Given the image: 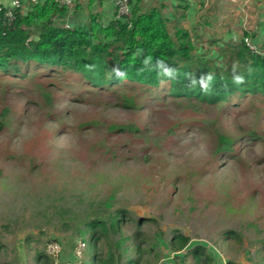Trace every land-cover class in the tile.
<instances>
[{
  "label": "rangeland",
  "instance_id": "1",
  "mask_svg": "<svg viewBox=\"0 0 264 264\" xmlns=\"http://www.w3.org/2000/svg\"><path fill=\"white\" fill-rule=\"evenodd\" d=\"M37 72H0V264H37L50 239L71 251L88 220L119 209L150 219L141 231L164 243L163 259L166 237L179 231L205 243L217 264H264L263 104L161 97L124 108L119 96ZM219 137L231 140L232 155L218 152ZM28 142L39 168L16 158ZM87 251L82 262L91 259Z\"/></svg>",
  "mask_w": 264,
  "mask_h": 264
},
{
  "label": "trees",
  "instance_id": "2",
  "mask_svg": "<svg viewBox=\"0 0 264 264\" xmlns=\"http://www.w3.org/2000/svg\"><path fill=\"white\" fill-rule=\"evenodd\" d=\"M26 1L27 8L22 7L10 25L0 22L2 76H23L30 70L40 75L65 74L81 84V92L92 90L121 97L124 108H132L137 99L151 103L163 101L161 97L173 99L175 104L239 107L251 100L264 106V56L250 53L241 37L224 41L213 35L203 41L199 32L190 33L175 19L168 20L158 7L141 13L134 7L128 23L114 20L102 26L92 17L87 23L78 21L65 27L55 22L64 6L53 0L23 3ZM179 9L177 14L184 20L185 7ZM71 84L67 80L64 86ZM40 94L49 102L48 93L42 90ZM30 144L26 143L16 158L24 160L29 168H39L42 160L32 159L35 150L28 148ZM231 146L230 139L219 137L220 154L232 155ZM149 220L133 219L125 209L88 220L75 239L85 244L91 258L82 264H142V256L157 263L161 259L158 264H217L205 243L191 244L189 237L179 231L166 237V246H162L170 255L163 259L159 246L164 243L141 231ZM129 222L135 228L130 235H123L121 230ZM224 235L235 236L232 231ZM76 242L71 251L61 246L57 257L60 263L74 261V257L67 262L62 258L65 253L73 256ZM50 243L57 241L50 239L42 246L37 264L54 263L56 258L46 253ZM100 244L104 252L99 251Z\"/></svg>",
  "mask_w": 264,
  "mask_h": 264
},
{
  "label": "crops",
  "instance_id": "3",
  "mask_svg": "<svg viewBox=\"0 0 264 264\" xmlns=\"http://www.w3.org/2000/svg\"><path fill=\"white\" fill-rule=\"evenodd\" d=\"M11 1L0 0V6L8 7ZM53 1L61 6L56 2L60 0ZM27 3H23L25 9ZM114 3L115 0H72V5L65 7L55 22L71 26L78 21L87 23L95 17L102 26H107L115 20ZM183 3L179 0H130L131 16L134 7L138 13L158 7L168 20L175 19L190 33L199 32L203 41L213 35L224 41L239 39L245 33L250 36L253 44L264 50V0H195L192 4ZM179 7H185L184 20L177 14L181 12ZM205 34L207 37L203 38ZM70 257L69 253H65L62 259L67 261Z\"/></svg>",
  "mask_w": 264,
  "mask_h": 264
},
{
  "label": "built area",
  "instance_id": "4",
  "mask_svg": "<svg viewBox=\"0 0 264 264\" xmlns=\"http://www.w3.org/2000/svg\"><path fill=\"white\" fill-rule=\"evenodd\" d=\"M33 3H36V0H30ZM184 3L192 4L195 0H181ZM61 6L70 7L72 5V0H60L56 1ZM23 7V0H12L10 6L2 7L0 6V22L4 25H10L15 18L17 17L20 9ZM115 8V21L121 23H128L132 16L130 10V0H115L114 3ZM65 27H69L68 25H64ZM242 41L245 47L250 51L252 54H258L264 56V50L259 49L253 42L251 41L250 36L246 35L245 33L241 36ZM85 244L78 240L76 245L73 249V257L74 261L69 264H82L83 255L85 252ZM62 251V247L58 243H50L47 245L46 253L54 258L53 264H62L57 262V257L60 255Z\"/></svg>",
  "mask_w": 264,
  "mask_h": 264
}]
</instances>
